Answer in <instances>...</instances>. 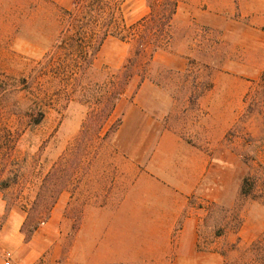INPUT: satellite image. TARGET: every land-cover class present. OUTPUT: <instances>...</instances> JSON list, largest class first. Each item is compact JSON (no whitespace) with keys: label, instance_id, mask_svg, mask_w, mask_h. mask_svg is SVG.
Returning <instances> with one entry per match:
<instances>
[{"label":"rangeland","instance_id":"obj_1","mask_svg":"<svg viewBox=\"0 0 264 264\" xmlns=\"http://www.w3.org/2000/svg\"><path fill=\"white\" fill-rule=\"evenodd\" d=\"M79 1L93 4L95 18L84 19L83 24L74 21L63 33L69 17L60 9H24L18 24H11L9 17L7 26H0V184H10L0 189V264L8 260L32 264L27 257L29 232H22L25 210L42 196L45 203L35 213L46 215L57 195V208L63 212L56 234L62 247L59 262H79L80 250L93 244L99 231V217L92 216L85 224L86 210L111 208L137 171L117 149L116 136L101 144L91 163L93 153L81 163L74 146L93 109L99 83L123 72L135 56L134 66L147 64L152 44L145 42L137 56V40L128 42L120 36L149 15V0H105L101 14L109 20L116 5L122 27H104L111 34L92 60V83L86 91L74 86L77 42H87L89 53L93 51L103 21L94 0ZM173 31L169 44L154 53L145 81L148 87L133 99L129 90L112 122L121 120L126 106L136 101L168 112L167 125L185 140L214 144L210 147L216 162L214 182L210 174L206 194L192 200L201 219L200 264H264V116L248 112L243 129H238L240 136H228L246 111L245 92H258L264 99V89L252 81L264 76V0H180ZM159 51L170 54L155 58ZM50 60L54 73L47 67ZM41 111L44 121L33 124ZM62 178L66 181L60 185ZM246 178L253 190L245 195L241 185ZM55 204L41 226L47 225ZM259 241L258 251L254 246ZM35 264H48V255Z\"/></svg>","mask_w":264,"mask_h":264},{"label":"crops","instance_id":"obj_2","mask_svg":"<svg viewBox=\"0 0 264 264\" xmlns=\"http://www.w3.org/2000/svg\"><path fill=\"white\" fill-rule=\"evenodd\" d=\"M77 1L0 0V26H7L9 17L13 19L11 24H18L16 19L23 16L24 9L64 11L72 9ZM159 53L170 54L159 51L155 58ZM146 85V82L142 84L136 97L148 87ZM151 89L158 92L155 86ZM246 95L247 91L243 103ZM167 120L168 112L162 108L154 110L136 101L126 106L114 137L120 140L117 149L120 148L131 160V166L137 168L136 174L111 208L98 206L86 210L85 224L90 217H99L96 222L99 231L93 244L80 250L79 262L73 264H200L201 219L192 207V200L199 193L206 194L210 174L214 182L216 162L210 154L214 144L185 140L175 128L167 125ZM59 203L60 200L47 225L40 226L26 243L30 247L27 257L32 259V264L45 253L48 264H61L62 247L56 237L63 214L57 208Z\"/></svg>","mask_w":264,"mask_h":264},{"label":"trees","instance_id":"obj_3","mask_svg":"<svg viewBox=\"0 0 264 264\" xmlns=\"http://www.w3.org/2000/svg\"><path fill=\"white\" fill-rule=\"evenodd\" d=\"M94 2H96L97 5L100 6L99 21H103L102 23L100 22V24H102V37L99 35L100 38L98 46H96L94 50L90 51L89 53L88 47H86V45H89L87 42L85 43L83 42V40L77 42L74 40V42L78 43V45L77 43H75V45L80 47L78 55H75L77 59L74 60V65H72L76 67V71L74 70L73 73L75 74L74 86L76 87V89L84 91H86L85 89H88L92 83V81L89 80V72H91V70L93 69L92 60L96 56L98 49L104 43L106 38L111 34L110 29L103 30L104 27H110L111 25H118L120 29L122 27L121 20L118 16V10H116L117 8H115L116 5L114 8L111 7L110 18L108 20V18H105L101 14L105 12V0H94ZM91 4L92 3L84 4L82 3V1H79L75 4L72 9L64 10L65 15L69 18L66 21V24H64L63 26L62 33L64 32V29H66V27H68L69 25H72L74 21H78L83 24L84 19L86 21L89 20V17L91 19H94L95 15L92 14L91 10L93 6H91ZM110 5L111 4H108L109 8ZM179 5L180 0H155L154 3L149 0V15L144 17L141 21L132 24L131 26H128V32L126 33V35L120 36L122 40L128 42H130L131 40H137L138 44L135 50L137 56H140L141 48H143L144 45L147 44V42L152 44V51L149 54V58L146 62L147 64L134 66L135 61L133 59L136 58L135 56L133 57V59H129V63L125 65V69L123 70V72L112 75L108 80L99 83V90L97 92L98 96H96V98H93L92 102L93 109L90 112L88 118H86L83 130L77 140L76 145L74 146V150L79 154L78 159L81 161V163L84 162L86 159H89V155L91 153H93V156L89 160V162H94L93 158H95V156L96 158L98 157L99 147L101 146V144H103L105 141L107 142V140H109L111 137L114 138L115 133L118 131L122 123V119L118 121L116 120V122H112L118 103L123 99L125 95L129 93V90L131 89L132 92L130 93V96L131 99H133L138 93V90L140 89L142 84L147 80V78H149L148 72L151 68V62L154 58V53L160 49H163L164 45L169 44L170 40L172 39V35L174 32L173 29L175 24V17L177 15ZM82 28L84 27L80 26V29ZM72 56L74 55L72 54ZM52 64L53 61L50 60L47 67L50 66L51 71H53L54 73L56 71L52 68ZM136 78L139 79L135 81ZM84 81L85 83H82ZM252 81L254 83V86H256L257 88L262 86V88L264 89V76L260 78V80ZM262 95L264 96V92L262 93ZM87 103L90 102L87 101ZM244 103L246 106V111L243 115L239 117V121H237L234 125V128L229 131L228 136H240L238 134V129H243L241 122L247 116L248 112H253V114L256 113L258 117L264 116V99L260 98L258 92L255 94H253L252 91L247 92V95L244 99ZM44 119L45 113L41 111L37 114L36 118L32 121V123L40 124L44 121ZM110 122V127L106 129L107 125L110 124ZM95 130L97 131L95 132ZM98 139L101 140L100 144L99 142L98 144H94V141ZM65 181L66 179L62 178V180H60L59 182L60 185H63ZM9 187L10 184L7 181L1 182L0 184V189H6ZM252 190V187H248V178H246L241 185V193L245 195L250 194ZM57 196L53 198L52 203L50 205L51 207H53V205L56 203ZM44 203L45 201L42 196H38V198L33 202L32 206L29 209L25 210L26 220L23 224L22 232H29L27 241L31 240L35 231L41 226V224H43V222L49 216L51 207L49 208V212L46 213V215L36 216L35 211L40 208ZM261 242L262 241L257 242V244H255L254 246V248H257L258 251L261 247Z\"/></svg>","mask_w":264,"mask_h":264},{"label":"built area","instance_id":"obj_4","mask_svg":"<svg viewBox=\"0 0 264 264\" xmlns=\"http://www.w3.org/2000/svg\"><path fill=\"white\" fill-rule=\"evenodd\" d=\"M11 253L10 252H8L7 253V257H8V259H10L11 258ZM11 263V261L10 260H8L7 262H6V264H10Z\"/></svg>","mask_w":264,"mask_h":264}]
</instances>
